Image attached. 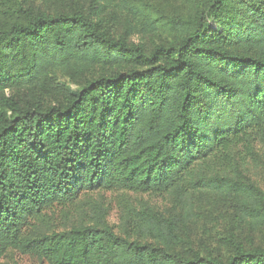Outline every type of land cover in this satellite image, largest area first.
<instances>
[{
	"label": "trees",
	"instance_id": "trees-1",
	"mask_svg": "<svg viewBox=\"0 0 264 264\" xmlns=\"http://www.w3.org/2000/svg\"><path fill=\"white\" fill-rule=\"evenodd\" d=\"M118 8L141 19L113 33L105 14ZM138 33L159 41L146 47L131 40ZM56 72L77 89L55 102L5 94L45 88ZM247 159L264 172V0H200L171 16L143 1L48 12L4 0L0 259L16 250L48 264H264V243L237 237L223 256L180 252L183 219L124 197L119 233L100 204L68 228L38 226L54 205L113 190L178 199L214 192L261 221L264 188L238 168Z\"/></svg>",
	"mask_w": 264,
	"mask_h": 264
},
{
	"label": "rangeland",
	"instance_id": "rangeland-1",
	"mask_svg": "<svg viewBox=\"0 0 264 264\" xmlns=\"http://www.w3.org/2000/svg\"><path fill=\"white\" fill-rule=\"evenodd\" d=\"M133 3L141 1L152 6L156 11L164 15L173 14L187 15L194 3L200 0H129ZM89 0H22L23 5L34 9L45 10L48 12H66L72 8H84ZM4 0H0V7ZM113 11V10H112ZM114 18H112L110 15ZM115 15V16H114ZM141 19L139 15L127 8H118L117 13L108 10L105 14L106 25L113 33H119L124 27L125 20L130 18ZM213 26V25H212ZM163 39L169 38L168 32H161ZM157 36H145L141 33L131 36L134 42L142 41L146 47H150L153 42H158ZM100 72L99 69H93L89 74L95 76ZM75 91L77 86L71 82L61 72H56L47 87L37 89V91L21 90L19 92H8L21 99H26L27 95L35 96L44 103L55 102L62 95L63 89ZM240 174L246 181L264 188V172L259 159H247L244 165L238 167ZM124 197L133 204L139 201L147 202L155 210L166 217H177L183 219V227L180 228L181 240L176 249L180 252L197 251L201 255H226L228 253L225 244L227 239L237 237L245 244H263L264 243V220L253 219L242 215L236 209V202L233 198H220L214 192L202 191L196 196H182L174 198L169 193L160 195L133 193L128 191H94L81 194L78 199L70 204L60 206L54 205L45 211L46 222L39 223L40 228H50L60 230L68 228L79 219L80 210H87L90 205L100 204L107 210L106 220L114 232L121 230V213L123 204L121 198ZM186 208L189 211L186 212ZM33 226L27 227L29 231ZM0 263L5 264H48L44 259L22 254L16 250H9L1 259Z\"/></svg>",
	"mask_w": 264,
	"mask_h": 264
}]
</instances>
